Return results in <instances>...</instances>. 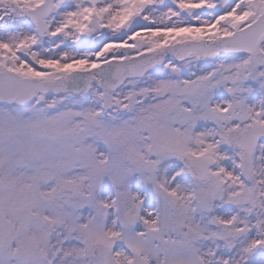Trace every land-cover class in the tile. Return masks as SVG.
Masks as SVG:
<instances>
[{"label":"snow or ice","instance_id":"snow-or-ice-1","mask_svg":"<svg viewBox=\"0 0 264 264\" xmlns=\"http://www.w3.org/2000/svg\"><path fill=\"white\" fill-rule=\"evenodd\" d=\"M0 264H264V0H0Z\"/></svg>","mask_w":264,"mask_h":264}]
</instances>
